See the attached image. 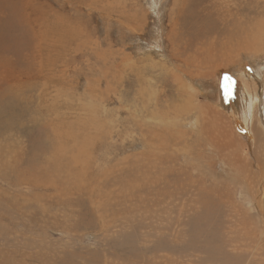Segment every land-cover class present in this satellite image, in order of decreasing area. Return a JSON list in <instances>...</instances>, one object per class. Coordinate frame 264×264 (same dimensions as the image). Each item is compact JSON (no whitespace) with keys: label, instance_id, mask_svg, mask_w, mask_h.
<instances>
[{"label":"rangeland","instance_id":"1","mask_svg":"<svg viewBox=\"0 0 264 264\" xmlns=\"http://www.w3.org/2000/svg\"><path fill=\"white\" fill-rule=\"evenodd\" d=\"M0 264H264V0H0Z\"/></svg>","mask_w":264,"mask_h":264},{"label":"bare ground","instance_id":"2","mask_svg":"<svg viewBox=\"0 0 264 264\" xmlns=\"http://www.w3.org/2000/svg\"><path fill=\"white\" fill-rule=\"evenodd\" d=\"M113 12H114V11H113ZM128 18H129V17H128ZM252 35H253V34H252ZM245 37H246V36H245ZM251 38H252V37H251ZM251 38H250V39H251ZM246 40H247V39H246ZM251 40H252V39H251ZM248 41H249V40H248ZM253 41H254V40H253ZM152 98H153V97H152ZM153 99H154V98H153ZM208 108H210V107H208ZM250 112H251V108H248L247 111H246V114H245V120H246V125H247V126L245 125V126H246L245 128H246L247 130H249L250 125H251V123L248 124V121L250 120V114H251ZM222 117H223V116H222ZM226 117H227V116H226ZM218 121H219V120H218ZM220 121H221V120H220ZM221 122H222V121H221ZM217 123H218V122H217ZM244 123H245V122H244ZM218 124H219V123H218ZM212 125H213V124H212ZM215 125H216V124H215ZM213 127H214V126H213ZM218 129H219V128L217 127V130H218ZM220 129H221V128H220ZM215 131H216V129H215ZM219 131H220V130H219ZM218 133H219V132H218Z\"/></svg>","mask_w":264,"mask_h":264}]
</instances>
